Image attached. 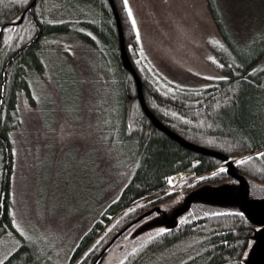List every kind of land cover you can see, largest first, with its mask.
I'll return each mask as SVG.
<instances>
[{"label":"rangeland","instance_id":"obj_1","mask_svg":"<svg viewBox=\"0 0 264 264\" xmlns=\"http://www.w3.org/2000/svg\"><path fill=\"white\" fill-rule=\"evenodd\" d=\"M128 3L136 35L139 32L141 68L147 67L167 88L207 87L221 78L218 63L223 59L264 48V0H212L211 7L208 0ZM54 5L48 10L60 6ZM52 19L67 18L55 10ZM70 26L69 32L43 42L42 74L31 81L29 97L19 95L16 102L19 124L11 131V227L0 238V263L23 243L34 244L51 263H67L136 167L119 133L114 69L104 59L100 42L81 39L79 23ZM258 67H263L264 76V54ZM231 173L218 185L199 183L203 174L193 172L171 176L172 197L151 205L114 236L98 264H122L149 237L161 233L159 229L220 213L251 218L255 225L242 264H264V257L256 253L264 243V184ZM2 199L1 194V206ZM202 247L200 238L186 236L160 251L150 250L140 264H198Z\"/></svg>","mask_w":264,"mask_h":264},{"label":"trees","instance_id":"obj_2","mask_svg":"<svg viewBox=\"0 0 264 264\" xmlns=\"http://www.w3.org/2000/svg\"><path fill=\"white\" fill-rule=\"evenodd\" d=\"M208 3L211 7L212 0ZM50 4L60 6L49 11ZM80 7L89 13H82L77 9ZM55 10L67 19L52 21ZM77 23L83 28L78 31L79 37L95 45L100 42L104 59L114 69L119 133L136 167L118 197L81 237L65 264H98L114 236L151 205L172 197L175 192H168L167 176L194 172L203 174L199 183L212 185L231 177L230 168L221 166L220 158L188 146L228 157L237 174L264 184V156L255 155L264 153V76L263 67H258L264 48L235 52L233 57L223 59L218 63L221 78L207 87L167 88L147 67L141 68L143 56L123 0H0V238L11 227V131L19 124L17 99L19 95L28 98L31 81L42 74L43 42L54 34L69 32V25ZM121 39L126 61L139 85L123 65ZM244 156L252 159L237 164L236 160ZM115 219L117 222L106 235L95 242ZM253 229V223L239 213L192 219L159 233L122 264H140L152 253L150 250L160 251L186 236L203 242L196 257L198 264H242ZM0 264L56 263L41 256L34 244L23 243Z\"/></svg>","mask_w":264,"mask_h":264},{"label":"water","instance_id":"obj_3","mask_svg":"<svg viewBox=\"0 0 264 264\" xmlns=\"http://www.w3.org/2000/svg\"><path fill=\"white\" fill-rule=\"evenodd\" d=\"M121 52H122L123 65L125 66L126 69H128V70L132 73L134 79H135L136 82L138 83V82H139V81H138V77L136 76V74L133 72V70L131 69V67L129 66V64H128L127 61H126L122 39H121ZM138 85H139V83H138ZM179 141H180V140H179ZM182 144H183V143H182ZM184 145H185V144H184ZM188 147L191 148V149H193L194 151H199V152H201V153H204V154H207V155H210V156H215V157L220 158V159L222 160V162L224 163L223 165L226 166V167H228V168H230V169H229V174H230V175H232L231 172H235L234 169H233V162H232L228 157H221L220 155L215 154V153L210 152V151L201 150V149L194 148V147H191V146H188ZM235 173H236V172H235ZM236 174H237V173H236ZM245 215H246V217H247V218L253 223V225H255L254 222L251 220V218H250L247 214H245ZM172 226H173V225H172ZM172 226H171V227H172ZM256 253H258V254H260L261 256L264 257V243H263L262 245L257 246V248H256Z\"/></svg>","mask_w":264,"mask_h":264},{"label":"snow or ice","instance_id":"obj_4","mask_svg":"<svg viewBox=\"0 0 264 264\" xmlns=\"http://www.w3.org/2000/svg\"><path fill=\"white\" fill-rule=\"evenodd\" d=\"M123 6L127 9V12H128V17H129V19H130V21H131V25H132V27L134 28V29H136V20H135V18H134V16H133V13H132V9H131V7L129 6V3H128V0H123ZM89 35H91L90 33H89ZM137 40H139L140 39V37H139V32H138V30H137ZM7 42V41H6ZM141 51H142V49H141ZM210 59H214V58H210ZM255 155L256 156H264V153H261V152H256L255 153ZM252 159V157L251 156H244L242 159H240V160H236V163L237 164H241V163H243L244 161H247V160H251ZM221 170H223V169H221ZM216 173H211V175H215ZM168 179V183L171 185V184H173V183H175V181L173 180V178L172 177H168L167 178ZM129 211H131V209H129ZM239 215H243V213H239ZM181 219H183V217H181ZM21 231H23V230H21ZM165 231H167L166 229H164V228H161V229H159L158 230V232H165ZM152 237H149V239H151ZM13 251H15V249H13ZM133 251H135V249H133Z\"/></svg>","mask_w":264,"mask_h":264}]
</instances>
